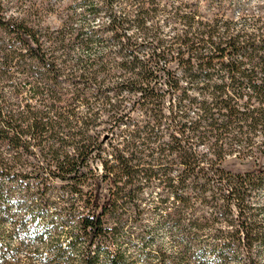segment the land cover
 Here are the masks:
<instances>
[{
	"label": "trees",
	"instance_id": "trees-1",
	"mask_svg": "<svg viewBox=\"0 0 264 264\" xmlns=\"http://www.w3.org/2000/svg\"><path fill=\"white\" fill-rule=\"evenodd\" d=\"M46 1L18 0L9 18L0 1V264H23L20 250L46 264H130L110 244L154 182L172 201L165 218L179 230L178 250L171 257L160 246L149 259L203 262L210 239L225 261L244 247L241 264H262L253 249L264 244V223L249 204L264 184V14L210 20L162 0H103L83 20L107 9L95 30L74 14L49 26ZM56 180L61 209L76 218L70 240L30 250L45 235L29 223L26 197L47 206Z\"/></svg>",
	"mask_w": 264,
	"mask_h": 264
},
{
	"label": "rangeland",
	"instance_id": "rangeland-1",
	"mask_svg": "<svg viewBox=\"0 0 264 264\" xmlns=\"http://www.w3.org/2000/svg\"><path fill=\"white\" fill-rule=\"evenodd\" d=\"M3 1L7 8L5 12L2 13L3 17L9 18L18 15L15 9L18 0ZM102 2L103 0H47L46 3L52 9L50 15L47 16V24L49 26H58L68 14H74L77 17L78 25L88 22L90 23L91 29L98 30L103 23L110 19V14L107 9L103 7L101 14L96 19L90 18L85 21L83 20L88 16V5L90 3L100 4ZM166 3L183 5L186 11L198 7L199 13L210 20L216 17H223L224 19L237 21L244 14L248 15V17H258V15L264 14V0H162V4ZM168 17L169 15L166 13L161 12L159 14V20L163 25L165 34L172 35V21H170ZM6 32V29L0 27V35L6 34ZM134 32V30L130 31V33ZM105 36H109V33H106ZM167 38H169V36H167ZM151 46L152 44H147L142 46L140 50L143 51ZM140 114L141 112L134 113L138 118L141 117ZM105 139H107V136H104V140ZM110 143L111 141L108 138L105 144V148L107 149L106 158L108 159H110L108 155L114 153ZM233 161L235 160H228V168L230 167L235 171L242 169V166L238 164V162L233 165ZM261 162L264 164V157L261 159ZM96 163L97 161L91 165L94 173L98 172ZM203 167L208 169L209 165L206 164L203 165ZM178 169L179 168L176 167L172 174L178 175ZM249 169H252V167H249ZM63 185L64 184L59 180L54 182L50 189L51 202L47 206H39L36 196L26 197L27 203L25 212L28 216L29 223L34 226L38 233L45 235L44 243L39 245L30 243L28 247L30 250H35V248L38 247L43 250L46 249L47 246L55 244L57 240L61 243H67L70 240V224L73 223L76 218H70L69 213L61 209L62 204L60 199L64 190ZM82 189L84 192H88L91 186L85 184ZM166 194L167 193H164L159 185L154 182L151 186L145 187L140 194L139 203L142 212L139 217H136L132 209H129L125 214L126 224L120 233L117 234L114 244L110 245L113 252L121 249L120 251L125 253L126 259L130 264H148V261L153 264H160L156 254H153L154 256L149 259V253H156V250L160 246H162L165 252L171 257L173 254L177 253L178 247L174 240V236L179 230L176 224L165 218L166 213L172 207L171 200H162ZM249 206L252 212L264 223V184L254 190ZM234 207L235 210L238 211V207ZM83 208V205H79L75 210L78 209V212H83ZM205 211L210 210L205 209ZM4 229L10 231V220L5 222ZM138 237L142 238L139 239ZM209 240L210 239H205L203 245V262L195 258L186 264H241L245 261L247 252L244 247L239 249L236 257L233 256V251L229 250L227 252L229 258L225 261L220 257L218 252L215 253L210 250L211 246ZM8 243L16 248L19 245V238L11 236ZM253 252L259 254L257 256L262 264H264V244L256 245ZM18 258L23 264H46L45 260L40 256H34L28 260L26 257V250H20Z\"/></svg>",
	"mask_w": 264,
	"mask_h": 264
}]
</instances>
